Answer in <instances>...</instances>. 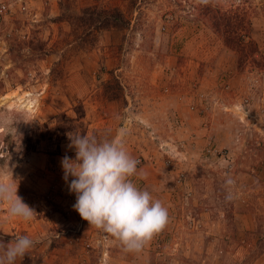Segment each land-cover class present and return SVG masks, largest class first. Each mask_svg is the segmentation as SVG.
Returning a JSON list of instances; mask_svg holds the SVG:
<instances>
[{
    "label": "rangeland",
    "instance_id": "374dc122",
    "mask_svg": "<svg viewBox=\"0 0 264 264\" xmlns=\"http://www.w3.org/2000/svg\"><path fill=\"white\" fill-rule=\"evenodd\" d=\"M2 6L0 182L36 216L9 219L0 203V239L40 241L20 264H264V0ZM89 7L127 24L91 37L77 20ZM227 22L243 24L230 45L214 31ZM121 129L135 182L170 217L140 253L81 219L61 167L68 133Z\"/></svg>",
    "mask_w": 264,
    "mask_h": 264
},
{
    "label": "clouds",
    "instance_id": "9594fccd",
    "mask_svg": "<svg viewBox=\"0 0 264 264\" xmlns=\"http://www.w3.org/2000/svg\"><path fill=\"white\" fill-rule=\"evenodd\" d=\"M207 4L209 0H198ZM68 148L75 158L61 159L63 179L75 194L74 210L82 220L113 237L125 252L140 253L169 224L167 207L135 182L142 178L139 161L126 148L125 132L119 138L70 132ZM71 180L69 182V178ZM226 186L234 181L226 180ZM12 184L0 182V203L7 205L9 219L29 222L36 213L22 202ZM40 241L18 235L0 239V264H20Z\"/></svg>",
    "mask_w": 264,
    "mask_h": 264
},
{
    "label": "trees",
    "instance_id": "16d2710c",
    "mask_svg": "<svg viewBox=\"0 0 264 264\" xmlns=\"http://www.w3.org/2000/svg\"><path fill=\"white\" fill-rule=\"evenodd\" d=\"M83 15L78 18L77 20L85 26L86 28L90 29L91 32H88L89 36H93L92 31H98V30H108L112 27H121L122 25H126L127 22L122 18L121 14L116 9H110V10H104L99 8H86L83 10ZM241 22L239 24L233 23V22H227L226 26H228V29L222 30L223 28L216 23L214 26L215 33L219 34V36L222 38V40L227 44H229V38L231 37L230 33L232 35H236L241 29H242ZM238 27V28H237ZM243 37H247L248 32H244ZM241 38L235 37L233 44L242 45L244 42V39L242 36ZM90 40V39H89ZM93 38H91L92 42ZM90 42V43H91ZM254 45L253 42H246L244 45Z\"/></svg>",
    "mask_w": 264,
    "mask_h": 264
},
{
    "label": "built area",
    "instance_id": "2783aa9c",
    "mask_svg": "<svg viewBox=\"0 0 264 264\" xmlns=\"http://www.w3.org/2000/svg\"><path fill=\"white\" fill-rule=\"evenodd\" d=\"M2 10H4V7L3 6L0 8V13L2 12Z\"/></svg>",
    "mask_w": 264,
    "mask_h": 264
}]
</instances>
